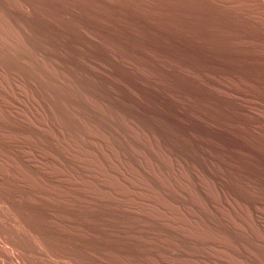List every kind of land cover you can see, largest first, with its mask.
Wrapping results in <instances>:
<instances>
[{
    "label": "rangeland",
    "instance_id": "374dc122",
    "mask_svg": "<svg viewBox=\"0 0 264 264\" xmlns=\"http://www.w3.org/2000/svg\"><path fill=\"white\" fill-rule=\"evenodd\" d=\"M0 264H264V0H0Z\"/></svg>",
    "mask_w": 264,
    "mask_h": 264
}]
</instances>
